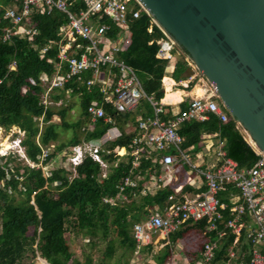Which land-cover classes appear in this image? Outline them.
<instances>
[{"label": "trees", "instance_id": "obj_1", "mask_svg": "<svg viewBox=\"0 0 264 264\" xmlns=\"http://www.w3.org/2000/svg\"><path fill=\"white\" fill-rule=\"evenodd\" d=\"M13 3V0H0L2 7L12 6ZM1 15L0 9V17ZM65 21L59 12L49 15L32 13L24 25L37 29L33 42L36 49L16 37L2 41L1 28L9 24L4 20L0 23V128L7 131L11 127H17L23 132L21 144L27 160L31 162H37L41 149H50L47 158L42 162L46 174L41 168H29L11 156L0 157V264H33L32 260L36 257L46 264H70L72 254L65 234L81 235L91 251L97 248L100 242L105 243L102 253L108 258L114 253L115 241L124 254L132 253L137 247L132 228L146 219L150 210L162 211L168 207L171 204L169 197H172L174 202H182L184 195L204 191V188L194 191L184 186L175 194L173 190L161 187L154 193L142 194L143 184L152 173L150 161H141L140 166L135 169L130 165V158L127 163L121 162L116 167L111 166L114 160L113 150L117 147L128 148L134 135L123 136L110 143L104 148L109 154L100 153L101 159L108 164L103 179L100 177L101 167L87 154L74 167L73 177L56 162L65 148H74L83 142L96 140L110 127L99 120L92 132L85 130L88 123L86 107L92 101L99 103L101 98L96 91L88 93L83 85L74 80L49 95L51 102L60 101L61 105L71 96L80 97L78 118L74 122L66 120V114L72 106L53 110L39 102L43 89L37 78L40 73L49 76L53 73V66L48 63V59L57 53V30ZM105 23L110 25L108 20ZM128 27L130 41L118 58L134 70L145 95L159 101L163 98L162 78L168 66L166 61L155 57L158 49L156 41L163 38V34L144 12L137 19H130ZM111 28L110 36L114 38L120 30L114 26ZM46 45H50L49 50L40 55L38 51ZM12 63L14 69L10 70ZM187 67L186 62L175 61L171 79L175 83L186 80L183 74ZM82 78L87 79L88 73L82 75ZM30 80L34 84H31ZM195 82L196 79L191 80L186 90ZM22 89L25 90L24 93ZM217 101L220 104L218 99ZM178 106L180 110H184L187 101ZM103 108L112 119H125L132 115L115 114L108 104ZM135 114L150 117L152 111L145 101H141ZM53 116H57L59 125L51 123ZM39 119L45 124L42 131ZM57 127L71 130L72 136L68 141L50 148L51 143L58 139ZM80 131L82 138L78 137ZM177 133L182 139L180 150L185 153L191 148L192 152L196 153V147L204 135L214 133L221 143L225 157L234 161L239 169L251 167L258 158L228 114L224 123L212 114L204 121L183 122L179 125ZM119 150L121 153L126 152ZM125 177L132 181L137 180V177L141 179L136 181L134 187L125 186L119 191L121 179ZM237 195V190L230 185H227L223 192H218L217 199L226 205V209L222 211V221L216 223V229L205 233V221L184 224L179 230L167 235L169 245H165L152 256L153 263L166 264L170 258V245L176 240L190 233L198 236L204 233L205 242L216 245L213 258L207 264H247L254 248L247 239L245 230L252 225L250 218L247 215L243 217L245 228L236 243H233L235 236L224 228V223L231 218L228 211L231 206L229 200ZM103 199L115 202L104 203ZM219 234L222 236L219 237ZM110 237L114 240L109 239ZM203 247L204 239L200 254ZM142 249V252L150 253L152 247L147 245ZM231 252L233 258L229 257ZM198 259L200 257L197 256L194 260ZM86 260L87 264L91 263L88 258Z\"/></svg>", "mask_w": 264, "mask_h": 264}, {"label": "built area", "instance_id": "obj_2", "mask_svg": "<svg viewBox=\"0 0 264 264\" xmlns=\"http://www.w3.org/2000/svg\"><path fill=\"white\" fill-rule=\"evenodd\" d=\"M13 1L12 6H0L2 10L0 23L4 20L9 24L1 28L2 41H9L12 37H16L36 49L33 42L37 36V29L24 25L29 21L32 13L49 15L52 12H59L66 20L57 30V53L48 59V63L53 66V73L50 76L40 73L37 78L43 89L39 96L41 105L49 107L52 104L50 93L61 89L73 80L83 85L88 93L96 91L100 95L99 103L92 101L86 107L88 122L91 125L99 120L105 124L112 123V117L108 116L103 108L106 104L119 115L135 112L140 102L145 101L152 115L136 118V134L128 145L125 160L117 158L114 152L111 166L116 167L121 162L127 163L130 158V165L132 169H135L140 166L141 161H150L152 173L148 181L160 185V182L169 181L175 167L180 165L187 167L192 174L203 181V192L190 199L185 198L182 202H174V199L169 197L171 204L168 207L162 211L150 213L146 219L133 226L132 235L136 249H142L151 244L152 234L162 232L168 235L188 222L205 221L206 231H214L216 223L222 221V211L226 209V205L218 201L217 194L230 185L237 190L238 195L229 200L231 206L228 211L231 218L224 223V228L235 236L233 243H236L242 229L245 228L243 217L247 215L252 225L245 229L246 237L254 246L247 264H264V154L256 148L252 149L258 157L256 162L249 168L239 169L234 161L225 157L221 150V143L218 141L215 163L202 168L197 160L191 159L188 153L180 150L182 139L177 130L181 123L191 120L204 121L210 114L224 123L227 121V113L218 103L216 95H203L190 99L184 110L174 109L162 100L155 101L152 97L145 95L134 70L118 58L119 54L126 50L130 41L128 27L130 19H137L144 12L150 17V22L158 27L142 4L138 0ZM106 20L110 22V25L105 23ZM112 26L120 30L114 38L110 36ZM158 29L162 32L163 38L156 41L158 49L155 57L166 61L168 63L166 71L170 69L172 72L176 46L162 29L159 27ZM49 48L50 45H46L38 53L42 55ZM184 59L191 67V63ZM9 69H14V63L9 66ZM86 73L88 78H82V75ZM30 83L34 84L32 80ZM22 92L24 93L25 90L22 89ZM39 121L41 123V119ZM0 130L3 129L0 128ZM16 130V140L13 141L12 146L14 151L8 155L0 152V157L11 156L29 168L43 170L42 162L47 158L50 149H41L37 162L27 160L25 149L21 144L23 132L18 128ZM215 138H217L216 134ZM82 145L70 148L76 150L73 151V157L70 159L71 162L73 160L75 162L73 166L78 165L87 154L99 164L101 170L103 169L100 177L105 178L104 170H107L108 164L101 159L100 153L104 152L107 155L109 152L104 150L102 141L97 139L83 142ZM51 147L53 145H50ZM83 147L86 150H83ZM64 163L66 164L65 161L60 160L59 165L64 168ZM137 180L132 181L129 177L121 179L122 185L118 187L119 191H122L125 186L134 187ZM141 193H147V190L143 188ZM103 202L113 204L111 199H103ZM215 247V243L204 245L201 253L204 263L211 261ZM229 257H234L232 252Z\"/></svg>", "mask_w": 264, "mask_h": 264}, {"label": "water", "instance_id": "obj_3", "mask_svg": "<svg viewBox=\"0 0 264 264\" xmlns=\"http://www.w3.org/2000/svg\"><path fill=\"white\" fill-rule=\"evenodd\" d=\"M138 1L264 154V0Z\"/></svg>", "mask_w": 264, "mask_h": 264}, {"label": "rangeland", "instance_id": "obj_4", "mask_svg": "<svg viewBox=\"0 0 264 264\" xmlns=\"http://www.w3.org/2000/svg\"><path fill=\"white\" fill-rule=\"evenodd\" d=\"M176 53L179 55L183 56V51L176 47L175 49ZM191 67L194 70V74L192 75V77L196 76L197 81L195 85H198L200 89L203 90V94L204 95H215L214 93V89L213 87L205 80V78H203L201 75H199L197 73V71L195 70V68L193 67V65L191 64ZM168 76V75H167ZM79 101H80V97L79 96H71L69 98L66 99V102L63 105H59L56 104L51 105L50 107L53 110H57L60 107H66V106H72V109H70L67 114H66V120L68 122H74L77 118H78V111H79ZM51 123L57 124L59 125V120L57 118V116H53L51 118ZM45 125V124H44ZM44 125L42 123H40V131L43 130ZM86 127V126H85ZM239 131L241 132V134L243 135L245 141L248 143V145L252 148L255 149L254 145H252L247 133H245L243 131V129H241L238 125H237ZM86 129V128H85ZM16 128H10L9 131H4V130H0V152L1 154L8 155L9 153H11L13 148V141L16 140L15 138V134H16ZM57 134H58V139L55 142H52L51 145H57L59 143H63L68 141L71 136H72V132L71 130H65L62 129L61 127H57L56 129ZM82 132H78V137L82 138ZM21 139V138H20ZM83 146V145H82ZM86 147V145H85ZM86 150V148L83 147V150ZM75 149H64L63 152L59 155L58 159L56 160V162L60 163V160L65 161L66 164L64 163V169L68 172L71 173V177L74 176V164L75 162H71L70 159L73 157L74 151ZM76 151V150H75ZM18 160H21L20 158H18ZM59 160V161H58ZM68 163V165H67ZM103 170V169H102ZM106 171V169L104 170V172ZM43 172L46 174L45 172V168H43ZM123 200V198L121 199ZM115 201H113L114 203ZM160 233H158L159 235ZM205 237V236H204ZM203 236H201V234L195 235V234H188L187 236L183 237V241L182 243H179V248H173L172 251L173 252H177V255L182 257H177L176 261L179 260V262L182 260L183 262L186 260L188 261L187 263L194 261L195 257H200V263H203V259L202 256L200 255V251L203 245ZM65 238L67 241V244L69 245V249L70 252L72 254L71 256V260H70V264H87V258L90 260V264H154L153 260H152V256L161 248L160 245L162 243V239L160 240V245H156L154 248L152 247V250L150 253L147 252H142L141 250L143 249H135L134 252H128L126 254L123 253L122 248L119 246V244L115 241L113 242V246H114V253L112 254V256L110 258L103 256V251L105 248V243L100 242L97 246V248H95L94 250H90L88 248V246L86 245V241L85 239L82 238L81 235H72V234H65ZM109 239L114 240L113 237H110ZM183 248V250H182ZM188 251H192L191 256H189L192 259H188V256L186 254H189ZM191 260V261H190ZM170 260H167V263L169 264ZM33 264H46L41 258L36 257L34 260H32ZM207 264V263H206Z\"/></svg>", "mask_w": 264, "mask_h": 264}, {"label": "crops", "instance_id": "obj_5", "mask_svg": "<svg viewBox=\"0 0 264 264\" xmlns=\"http://www.w3.org/2000/svg\"><path fill=\"white\" fill-rule=\"evenodd\" d=\"M175 56H176L175 61H177V60H179L178 56H182V55H179V54L175 53ZM182 57H184V56H182ZM173 68H174V66H173ZM172 72H171L170 69H168L167 71H165V76L163 78H168L171 81V84H172L171 85V90L176 92L175 94L177 95L178 99L175 102L165 101V99H164L165 98L164 86H163V83H162V86H163V98L161 100L163 101V103H165L167 105H170L174 109H178L179 108L178 105L180 103H182L184 101H189L190 99L198 97L196 95V89H198L199 86L195 85L196 84V82H195V84L189 90H186L188 83L191 80L196 79L197 77L196 76L190 77V78H188L186 80H183V81H180L178 83H175L171 79ZM196 81H197V79H196ZM56 104L61 105V102L60 101L52 102L51 105L55 106ZM134 113L135 112L130 113L132 115H130L128 118L125 117V119H123V118L122 119H120V118L119 119L118 118L112 119V123L109 124L110 127H108L105 130V133L100 138H98V139H100L102 141L103 148L109 146L110 143H113L116 140L121 139L123 136H129V135H135L136 134V126H135L136 122H135V120L140 115H136V114L134 115ZM85 128L87 129L86 130L87 132H92L95 129V124L91 125L88 122V123H86V127ZM217 143H218V139L215 138V134L214 133L213 134L212 133H206L204 135L202 141L196 147V149L198 151L196 153H193L192 152L193 148H191L190 150H188V155L191 157V159L197 160V162L200 164V166L202 168H205L208 165H211L212 163H215V161H216L215 154H216L217 149H218ZM78 146H82V144L78 145ZM119 149L125 150L126 151V155H127L128 149L124 148V147H117V148H115L113 150V153L115 152V155H116L117 158L120 157V159L125 160L126 156H123V153H121ZM118 153H121V154L118 155ZM154 183L155 182L148 181V180H146L144 182L143 188L147 190V193H154L155 191H157L161 187H167V188L173 190L175 194H177L182 189V187H184V186L189 187L190 189H192L194 191L202 190L204 188L203 181H202V179L200 177L192 174L188 170L187 167H185V166L181 167L180 165L175 167L174 172L172 173L171 179L169 181H164L163 183L160 182V185H156ZM195 195H197V194L196 193L195 194L194 193L186 194V195H184V199L185 198L186 199H190V198L194 197ZM154 210H150L149 213L154 212ZM142 221L143 220H141L140 222H142ZM158 233H160V234L158 235ZM205 233H207V231ZM201 236L204 237L205 236L204 233ZM220 236H222V234H219V237ZM161 239L163 241H162V243L160 245V240ZM151 240H152V242L149 245H151V247H153V246L155 247L156 245L159 244L160 247H161L159 250H161L165 245H169V240H168L167 235H164V233H162V232H157L155 234H152L151 235ZM182 241H183V237L178 239V240H176V242L174 244L170 245V258L168 259V260H170L169 264H202V263H200V260H196V261L194 260V261H192V263L191 262L187 263L188 261H186V260L184 262L182 260L180 262H179V260L176 261L177 260L176 258L177 257H182V255L178 256L177 255L178 251L175 253V252L172 251V249L173 248H179L180 249L179 243H182ZM205 244H207V243L205 242V239H204V245ZM182 250H183V248H182ZM187 252H189V254H186L188 256V259H192L193 260V258L189 257V256H191L192 251H188L187 250ZM166 264H168V263L166 262Z\"/></svg>", "mask_w": 264, "mask_h": 264}, {"label": "bare ground", "instance_id": "obj_6", "mask_svg": "<svg viewBox=\"0 0 264 264\" xmlns=\"http://www.w3.org/2000/svg\"><path fill=\"white\" fill-rule=\"evenodd\" d=\"M162 83L164 86V93H165V101H169V102H175L177 101L178 97L175 94L176 92L171 90V81L168 78H163L162 79ZM196 95L198 97H201L203 95V91L201 89H196ZM252 145H254L253 143H251ZM123 156H126V152H123Z\"/></svg>", "mask_w": 264, "mask_h": 264}, {"label": "clouds", "instance_id": "obj_7", "mask_svg": "<svg viewBox=\"0 0 264 264\" xmlns=\"http://www.w3.org/2000/svg\"><path fill=\"white\" fill-rule=\"evenodd\" d=\"M17 128V127H16ZM65 149H67V148H65Z\"/></svg>", "mask_w": 264, "mask_h": 264}]
</instances>
